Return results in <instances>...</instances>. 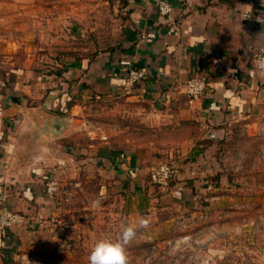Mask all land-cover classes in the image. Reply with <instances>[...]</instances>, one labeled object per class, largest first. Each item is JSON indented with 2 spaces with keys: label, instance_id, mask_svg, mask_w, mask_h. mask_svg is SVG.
I'll list each match as a JSON object with an SVG mask.
<instances>
[{
  "label": "crops",
  "instance_id": "0c3cea01",
  "mask_svg": "<svg viewBox=\"0 0 264 264\" xmlns=\"http://www.w3.org/2000/svg\"><path fill=\"white\" fill-rule=\"evenodd\" d=\"M167 1L169 16L159 15L157 0H116L119 29L111 43L79 57L65 54L47 72L51 63L39 69L29 53L20 57L1 43L0 212L26 220L8 231L0 264H88L97 241L115 240L122 225L140 217L150 222L127 246L129 264H146L147 257L150 264H204L208 256L209 264H264V69L254 60L264 50V20L243 18L262 16L264 0ZM123 59L145 71L128 98L147 104L143 119L165 136L164 149L179 167L160 196L166 203L150 212L128 202L117 212L120 194L128 198L125 182L137 190L147 185L139 158L109 139L90 138L78 115L86 99L121 90ZM193 75L206 85L191 100L185 83ZM217 162L219 188H205L200 178ZM66 166L74 169L67 173ZM49 177L58 182L54 198L44 192ZM88 196L107 201L92 210L81 201ZM186 234L192 248L169 249L168 256L165 241Z\"/></svg>",
  "mask_w": 264,
  "mask_h": 264
},
{
  "label": "rangeland",
  "instance_id": "374dc122",
  "mask_svg": "<svg viewBox=\"0 0 264 264\" xmlns=\"http://www.w3.org/2000/svg\"><path fill=\"white\" fill-rule=\"evenodd\" d=\"M23 1L25 2V0H0V45L11 43L18 48L17 53L20 57H25L23 52L29 53V59H32L39 69L44 68L40 67L39 63L43 65L51 63L49 67L45 66V72L55 69L53 64L65 54L79 57L95 50L105 49L111 43V38L118 34L120 8L116 0H36L37 6L34 7L20 5L19 3ZM129 92L130 90L125 91L121 88L116 95L86 99L78 115L83 122L90 123V129L100 127L97 135L103 132L102 134L107 136L111 144L112 142L118 144L116 149L126 150L127 154L139 158L138 164L143 170L147 185L142 190H137L133 183L125 182L121 189H126L128 198L120 194L119 201L113 205L117 212H122L125 206H129L126 202L150 212L160 207L161 200L166 203L168 197L160 199V196L165 193L164 191H169L175 180L170 181L165 187L158 186L151 182L148 168L161 162L175 163L170 161L169 151L164 149L165 136L147 125L150 122L143 119V112L149 109L147 104L131 101L128 98ZM219 152V148L213 152L217 160ZM139 155L142 156V160ZM261 158H264L263 153ZM217 163L218 165L209 173L211 175L200 178V185L205 184V179L208 178L212 188H219L218 182L213 180L215 177L219 178L222 172L219 162ZM69 168L67 167V173L74 169L73 166ZM177 168L179 170L178 166ZM103 186L104 191L110 190L107 183ZM103 197H99L102 201L101 207L107 201V198ZM81 201L89 205L91 198L89 199L88 196ZM197 201L203 203L208 202V199L200 198ZM183 218L180 217L181 220ZM166 242L167 240L165 244ZM68 245H64L65 249L71 250L73 245L70 248ZM62 249L60 248L59 253ZM181 250L187 252L189 248L183 246ZM166 253L168 256L172 255L169 248H166ZM169 263L173 264L171 261Z\"/></svg>",
  "mask_w": 264,
  "mask_h": 264
},
{
  "label": "built area",
  "instance_id": "2783aa9c",
  "mask_svg": "<svg viewBox=\"0 0 264 264\" xmlns=\"http://www.w3.org/2000/svg\"><path fill=\"white\" fill-rule=\"evenodd\" d=\"M157 10L161 16H169L172 10V6L167 0H157L156 2ZM243 18L246 20L253 21H263L264 20V11L262 16L260 15H250L249 13L243 14ZM255 66L259 69V62L261 59H264V50H259L255 53L254 56ZM119 72H120V87L125 91H128L132 86L142 80L145 77V71L138 69L133 66L131 61L127 59L120 60L119 62ZM205 80L198 75H193L185 83V93L191 99H198L205 90ZM84 128L87 130V134L92 139H99L105 141L107 136L99 132L100 135H97L100 131V127L90 129V123L88 121L83 122ZM123 157V155H121ZM149 178L152 183L165 187L170 181L175 180L178 176L179 170L175 164L171 162H161L154 166L148 168ZM58 190V182L54 177H49V179L44 184V192L47 197L54 198ZM26 216L23 213L13 211L7 208H4L0 212V248L5 246L9 240L8 231L18 225L25 223ZM211 241H214L215 237L211 236L209 238ZM193 238L191 235L186 234L179 238V240H168L166 242V248H169L174 251L180 250L183 246L186 248H192ZM213 259L208 256L203 260L204 264H209ZM176 264L175 262H172ZM146 264H150L149 257L146 258ZM164 264H171L165 262Z\"/></svg>",
  "mask_w": 264,
  "mask_h": 264
},
{
  "label": "clouds",
  "instance_id": "9594fccd",
  "mask_svg": "<svg viewBox=\"0 0 264 264\" xmlns=\"http://www.w3.org/2000/svg\"><path fill=\"white\" fill-rule=\"evenodd\" d=\"M259 67L264 69V59L259 62ZM102 201L99 198L89 203L92 210L101 207ZM149 218L140 217L135 223L121 226L119 236L115 240L101 239L92 247L88 256V264H129L127 246L133 241L140 228H147Z\"/></svg>",
  "mask_w": 264,
  "mask_h": 264
},
{
  "label": "water",
  "instance_id": "95a60500",
  "mask_svg": "<svg viewBox=\"0 0 264 264\" xmlns=\"http://www.w3.org/2000/svg\"><path fill=\"white\" fill-rule=\"evenodd\" d=\"M53 134H57L60 131V124L58 122L52 123Z\"/></svg>",
  "mask_w": 264,
  "mask_h": 264
},
{
  "label": "trees",
  "instance_id": "16d2710c",
  "mask_svg": "<svg viewBox=\"0 0 264 264\" xmlns=\"http://www.w3.org/2000/svg\"><path fill=\"white\" fill-rule=\"evenodd\" d=\"M211 179H212V178H211ZM205 180H206V181H205V184H203V185H204L205 188H207V187L209 188V187L211 186V184H210L208 178H206ZM213 180H215V179L213 178Z\"/></svg>",
  "mask_w": 264,
  "mask_h": 264
}]
</instances>
